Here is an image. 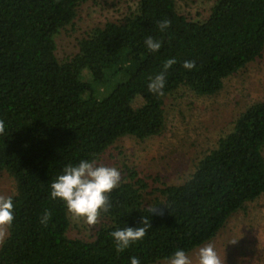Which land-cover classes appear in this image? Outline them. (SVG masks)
Returning <instances> with one entry per match:
<instances>
[{"label": "trees", "instance_id": "1", "mask_svg": "<svg viewBox=\"0 0 264 264\" xmlns=\"http://www.w3.org/2000/svg\"><path fill=\"white\" fill-rule=\"evenodd\" d=\"M84 0H0V173L15 185L14 219L6 224L0 264H141L168 262L212 241L228 220L264 195V100L245 107L182 183L148 192L134 169L108 193L110 207L90 240L67 235L68 210L49 196L68 163L96 159L118 139L140 141L165 128V98L180 87L217 94L225 79L264 52V0H214L194 21L176 0H136L120 21L93 26L61 61L56 35L72 24ZM171 21L161 32L157 22ZM161 41L149 52L145 39ZM165 73L162 95L147 90ZM195 62L192 70L182 63ZM152 198L148 196L153 195ZM9 196V195H8ZM148 205V209L141 206ZM51 213L47 226L40 216ZM150 227L122 252L111 233Z\"/></svg>", "mask_w": 264, "mask_h": 264}, {"label": "rangeland", "instance_id": "2", "mask_svg": "<svg viewBox=\"0 0 264 264\" xmlns=\"http://www.w3.org/2000/svg\"><path fill=\"white\" fill-rule=\"evenodd\" d=\"M176 2L181 13L201 21L214 0ZM135 8L136 0H84L72 24L55 37L57 58L63 61L74 53L77 40L93 26L120 21ZM261 100H264V52L225 79L223 88L215 95L199 96L184 87L178 88L165 98V128L161 134L143 141L122 137L97 162L116 167L121 178L128 175V169H134L146 181L148 192L163 185L180 184L194 171L199 159L230 131L239 112ZM14 190L12 177L1 172L0 195L8 196ZM68 215L67 235L72 238L90 240L101 223L100 217L96 224L88 225L69 212ZM6 235V224H0V244ZM208 244L213 245L221 264H264V195L235 213L225 228L203 246ZM199 248L187 254L193 264ZM158 264H169V261Z\"/></svg>", "mask_w": 264, "mask_h": 264}, {"label": "clouds", "instance_id": "3", "mask_svg": "<svg viewBox=\"0 0 264 264\" xmlns=\"http://www.w3.org/2000/svg\"><path fill=\"white\" fill-rule=\"evenodd\" d=\"M171 24L168 19L157 22L161 32ZM144 45L149 52H158L161 41L148 36ZM175 58L167 59L162 71L150 77L147 90L154 95H162L165 87V73L175 63ZM186 70H192L195 62L186 60L182 63ZM4 128V122L0 120V131ZM121 182L120 171L113 166H107L97 162L96 159H80L76 163L66 164L60 173L51 181L49 196L51 199H59L66 206L68 212L74 218H81L88 225L98 222L101 212H107L110 205L108 193ZM148 209V205L141 206ZM13 196L0 195V224L10 225L14 219ZM51 213L47 210L40 216V223L47 226ZM150 227L147 220L142 226L118 228L111 233L115 244V250L119 253L127 249L131 244L143 239ZM130 264H141L136 256H130ZM169 264H193L184 249L174 250L169 257ZM196 264H221V260L213 245L200 247L196 253Z\"/></svg>", "mask_w": 264, "mask_h": 264}]
</instances>
